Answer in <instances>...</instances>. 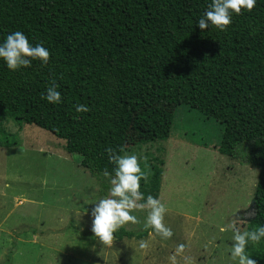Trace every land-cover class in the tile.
<instances>
[{"label": "trees", "instance_id": "trees-1", "mask_svg": "<svg viewBox=\"0 0 264 264\" xmlns=\"http://www.w3.org/2000/svg\"><path fill=\"white\" fill-rule=\"evenodd\" d=\"M211 2L0 0V44L21 31L50 51L47 66L34 60L16 71L0 58V133L10 118L37 125L80 154L92 174L114 175L109 147L122 155L121 148L165 139L176 108L186 105L219 123L223 154L258 169L248 231L264 226V0L233 13L227 31L201 30ZM53 82L60 103L42 97ZM77 104L90 110L78 113ZM163 162L144 169V198L158 196ZM149 231L119 228L113 236ZM246 253L264 264V239Z\"/></svg>", "mask_w": 264, "mask_h": 264}, {"label": "rangeland", "instance_id": "rangeland-1", "mask_svg": "<svg viewBox=\"0 0 264 264\" xmlns=\"http://www.w3.org/2000/svg\"><path fill=\"white\" fill-rule=\"evenodd\" d=\"M4 127L0 264H172L173 255L176 264H238L231 257L233 231L219 228L235 223L242 232L248 230L258 169L219 150L222 128L216 120L178 105L165 139L122 153L136 155L142 170L163 159L155 198L165 204L163 222L174 234L163 239L148 228L141 238L114 237L109 247L91 230V210L108 197L110 180L80 165L82 156L68 153L65 141L50 131L20 126L13 118ZM131 214L139 223L121 228L144 232L148 211ZM181 244L184 251L177 253Z\"/></svg>", "mask_w": 264, "mask_h": 264}, {"label": "clouds", "instance_id": "clouds-1", "mask_svg": "<svg viewBox=\"0 0 264 264\" xmlns=\"http://www.w3.org/2000/svg\"><path fill=\"white\" fill-rule=\"evenodd\" d=\"M257 0H212L208 10L200 17L197 25L201 30L214 27L220 31H227L232 23V14H241L242 10L251 12L256 6ZM0 58H2L10 70L16 71L20 68L30 67L32 61L42 62V66H47L50 59V51L42 44L33 46L28 37L21 31H15L7 35L3 44H0ZM58 84H53L47 88L46 98L49 103H60L61 93L57 91ZM76 112L83 113L90 109L87 105L77 104ZM110 163L115 165L114 175L107 169L104 176L110 180L111 188L106 198L100 199L91 210L92 232L95 237L104 245L113 244V234L129 222L139 223L138 218L131 213L134 211L147 210L148 215L144 227L152 228L157 235L163 239H170L173 236L171 228L165 225L164 217L167 208L164 203L152 195H148L145 203L144 194L140 191L141 180L146 184L150 180V172L141 168L139 158L134 154H117L116 150L109 147L107 149ZM120 152H124L121 148ZM146 161V157L144 158ZM231 229L234 233L232 239L231 257L238 260V264H258V261L251 258L246 253V248L251 243L258 245L264 239V226L248 231H241L235 223L222 226L221 232ZM150 232V231H149ZM141 247H146V243L141 242ZM185 245L178 246L177 253L184 251ZM172 264H176V256L170 257Z\"/></svg>", "mask_w": 264, "mask_h": 264}, {"label": "water", "instance_id": "water-1", "mask_svg": "<svg viewBox=\"0 0 264 264\" xmlns=\"http://www.w3.org/2000/svg\"><path fill=\"white\" fill-rule=\"evenodd\" d=\"M254 203H255V202L253 201V202H252V205H251V207H253V206H254Z\"/></svg>", "mask_w": 264, "mask_h": 264}, {"label": "crops", "instance_id": "crops-1", "mask_svg": "<svg viewBox=\"0 0 264 264\" xmlns=\"http://www.w3.org/2000/svg\"><path fill=\"white\" fill-rule=\"evenodd\" d=\"M118 240V239H117Z\"/></svg>", "mask_w": 264, "mask_h": 264}]
</instances>
